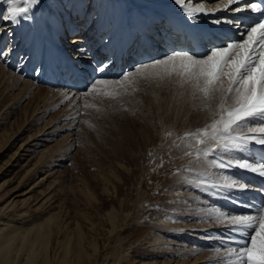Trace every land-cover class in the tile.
<instances>
[{"label": "rangeland", "instance_id": "1", "mask_svg": "<svg viewBox=\"0 0 264 264\" xmlns=\"http://www.w3.org/2000/svg\"><path fill=\"white\" fill-rule=\"evenodd\" d=\"M53 1L68 37L75 36L72 32L79 24L81 39L96 42L87 36L98 7L85 0L88 7L82 6L77 13L73 10L80 0ZM5 5L0 0V7ZM59 34L62 47L69 46L65 32ZM91 44L86 43V48L100 62L105 55H99L96 44ZM48 51L44 46L40 52L48 57ZM9 57L0 58V79L8 75L0 83V193L32 188L23 208L46 200L44 213L28 211L27 217L33 222L52 219L49 257L57 241L65 246L68 231L74 242L82 244L83 255L76 259L85 264H239L238 251L226 239L234 233L222 230L220 234L207 227L221 223L228 206L192 180L210 177L213 186L222 190L221 199L234 195L231 187L232 192L224 187L233 178H242L232 168L220 167L222 156H211L205 150L196 153L193 148L210 119L227 111L202 104L182 74L168 75L161 65L142 68L119 83L98 82L85 93L82 88L89 78L62 84L59 68L64 60L50 64L53 72L46 68L39 74L35 70L43 63H37L28 77L20 60L7 65L13 61ZM136 64L140 63H126L118 77ZM74 87L78 94L72 97L69 92ZM237 106L231 102L232 109ZM256 125L252 121L248 127ZM195 127L204 129L196 136L191 133ZM232 128L238 129L236 125ZM21 129L23 140L47 131L40 137L46 141L31 158L14 161L18 146L10 140ZM236 154L241 159L246 153ZM26 161L29 167L22 166ZM243 172L247 183L249 174Z\"/></svg>", "mask_w": 264, "mask_h": 264}, {"label": "bare ground", "instance_id": "2", "mask_svg": "<svg viewBox=\"0 0 264 264\" xmlns=\"http://www.w3.org/2000/svg\"><path fill=\"white\" fill-rule=\"evenodd\" d=\"M52 1L53 0H46L45 10L43 12L35 13L36 20L22 22L20 27L13 25L8 28V31H12L14 29L15 46L14 51L9 57V60L13 58V61L7 63V65L10 66L15 60H20V65L22 67L24 66V76L26 75L30 77V74H33L32 71L33 68H35L34 65L37 63L38 65L39 63L41 65L43 63L42 67L48 68V71H50V64H61L64 60V66L61 64L59 68V75H61L63 80L62 84L65 82L69 84L72 81V78H70V75L67 73L68 71L70 74L75 73L78 75L76 77L77 83H80V81L82 83L84 82V79L88 78L89 80H92L93 77L98 76H117L123 68L122 65L124 59H121L116 65H111L102 73H95L93 69L97 62H95V59L92 58V56L90 57L91 62L85 60L84 58H76V48L84 44V47H87L86 43L91 44V42H86L81 39L80 36L82 27H79V24H77L76 29L72 32L75 36L68 37V29L63 30L64 25L62 26L58 22V13H55L56 9H54L51 5ZM47 5L53 8V12L55 13V16L51 18L53 20L51 25H47L44 22V18L49 17V7ZM90 5H92L93 8L98 7L99 12L92 23L94 27L92 26L93 30L88 34L87 40L91 41L96 39V42L94 41L95 43L92 44H96L95 49L98 48V51L100 49L101 52L105 50L111 51L110 48L117 52L119 46L122 45L126 47L127 51L122 50V47H120L119 49L122 51H119L118 54H129V57V52L133 46H136L138 37L141 42L139 46L140 51L137 54V62L140 63L156 60L161 56L173 53V51L177 52V49L181 48V46L178 44L175 36H179L180 40H182V37L189 39L187 34L181 31L182 28L188 30L193 29L197 35H199V33H204L208 36H213L219 39L222 43L229 39L234 40L233 33L239 37L237 39L239 40L241 39V37L237 34L239 30L234 28L232 24H216L214 21L224 19L231 20L234 18L243 25L244 22L242 19L244 17L242 15L244 14L245 9H249L243 5V0H180L179 5L174 3V0H90ZM18 6H24L22 1L18 4ZM82 6L83 5L80 3V5L76 6L77 8L74 9L73 12L78 11L77 13H80L83 9ZM238 6L240 7V11H234V9ZM7 7H9V5L0 7V13L6 12ZM186 16L191 17L193 22L189 23ZM37 20L39 21L38 23L35 22ZM84 25L85 24H83V26ZM3 26L7 27L6 25ZM77 29H80V33L76 32ZM63 32H65L64 37L67 36V41H69V46L65 45L64 48L62 47L61 40L59 39V33L63 34ZM77 33L79 34L77 35ZM227 34H231V38L228 37ZM8 40L9 37L7 32L0 33V48H4ZM36 40L42 41L44 43L43 47H48V57L47 55L44 56L42 52H40L43 47H40V42ZM106 41L109 43L106 44ZM44 49L42 51H45ZM89 53L91 55L93 54L91 52ZM110 55L112 57L114 56L112 54ZM21 57L27 58L25 63L21 62ZM128 59H130V57ZM136 60V57H133L132 62H136ZM57 61L59 63H57ZM129 62L132 64L131 61ZM65 65H67V67H65ZM53 69L55 70V68ZM53 69L51 72L54 71ZM50 75L52 76V74ZM3 77L4 79H0V83L5 82V80L8 79V75ZM76 78L74 77V79ZM13 88L14 87H11V89ZM76 88L78 87H74V89L70 90V96L74 97L78 94V90H76ZM222 115V113L218 112L217 115L212 117L208 123V128L204 129L203 127L205 131L203 134H201L203 129L200 127H195L197 128L196 131H191L192 134H198L197 132H200L201 136L198 135L201 137L199 141H204L203 146H201L202 143H198L199 141L194 145L193 148L196 153H199L200 151L202 152L206 148L207 150L205 151L208 154H211V156L218 158L222 156V159L231 158L234 166L230 171H232L234 175L236 174V176L238 174L240 178L243 179L240 181L236 177L233 178L230 184H226L227 186L223 185L226 186L224 187L226 192L230 190L229 186L231 185V190L234 195L231 194L228 197L222 198V200L221 197L224 196L222 194V190L213 186V181L210 180V177L209 179H203V181L197 177H192V180H194L195 183L199 184L200 187L208 189L212 195L218 197L224 207L228 206L229 208V211L226 212L227 214L224 216L221 223H213V226H210L211 224L207 226L211 232L216 231L220 234H223V232L221 233L222 230L229 231L228 229L233 227L228 219L230 215H254L256 207L264 205V192L258 190V186L260 189H264V177H260L257 173L246 171L249 174L247 183L256 186L257 188L247 191L236 190L235 186L239 182H245L246 180L243 177L244 170L242 171L239 167L235 166V159H239L236 153H226L225 150L220 147V145L224 143L231 144L238 142L241 137H250L252 135L260 134L248 131V127L244 126L245 122L239 121L238 124L240 127L232 131L231 136L221 138L218 135L217 130L214 131L211 125L214 121L219 120ZM24 124H28L27 119ZM252 127H259V124ZM44 132L39 131L37 134L23 140L25 136L23 138L20 137L21 134H23L21 129L18 133L12 136L10 144L15 147L18 146V149L13 156V160L15 161L17 159L16 161H19L20 159L23 161L27 158H31V155L33 156V154L37 152V148L39 149L42 142L46 141L45 139L40 138L41 135H44ZM214 132L217 134L213 135ZM45 133H47V131ZM214 146L219 149L214 148ZM252 146H255V148L251 149L248 153L243 154L241 159H249L252 162H258L262 157L264 159V149H261L256 145H250V147ZM23 156H25L24 159L21 158ZM233 157L235 159H233ZM249 157L253 158L250 159ZM28 163L29 161H26L22 166H28ZM19 182L21 183V181ZM35 185L36 183H34L32 187L34 188ZM11 190H13V188H11ZM31 190L32 188L25 191L17 189L12 193L4 190L0 193V264H85L83 261H78L76 259L83 253L82 244L79 241L74 242V240H72L73 237L70 236L68 231H65L64 241L67 240L64 243L65 246L57 241L55 246L52 247V252L49 257V237L52 229V219L48 220L50 218L49 217L45 218V221L43 220L42 222H33L32 218L27 217L28 211H39L44 213L45 209L44 206L46 200H42L43 202H35L31 206L29 205L27 208H23V206L28 204L31 197L28 194ZM247 205H255L256 207L249 208ZM12 210H16L15 213L12 214ZM57 226L58 228L60 227L59 223ZM199 238L202 240V237ZM225 240L226 239L223 241ZM72 246H74L73 250H71Z\"/></svg>", "mask_w": 264, "mask_h": 264}, {"label": "snow or ice", "instance_id": "3", "mask_svg": "<svg viewBox=\"0 0 264 264\" xmlns=\"http://www.w3.org/2000/svg\"><path fill=\"white\" fill-rule=\"evenodd\" d=\"M20 2L21 0H4V3L9 7L6 12L0 13V22L7 26L0 25V33L7 32L9 37L7 45L0 48V58H5V60L11 56L15 46L14 29L8 31V28L13 25L20 27L22 22L34 21L36 20L35 13L45 10V0H22L23 7L18 6ZM80 3L84 7H88L85 0H80ZM174 3L179 5L180 0H174ZM243 5L253 13L264 14V0H258V2L243 0ZM234 11L239 12L240 7L238 6ZM48 12L49 17L44 18V22L51 25L53 23L51 18L55 16V13L51 7ZM186 19L189 23L193 22L191 17L186 16ZM214 23L232 24L239 30L237 34L241 39L226 40L222 46L209 49L204 56H197L195 53L187 51H177L156 60L137 64L120 77H93L86 84L83 92L86 93L93 89L98 82L107 83L112 80L119 83L133 73H138L142 68L150 69L161 65L164 66L168 75L182 74L184 80L193 85V95L195 96L196 92L199 93L202 104L209 108L218 106L221 112L227 111L226 116L222 115L211 125L221 138L231 136L234 131L232 126L240 127L239 121H244L245 127H248L252 121L259 124V127H248V131L260 135L241 137L238 142L220 145L226 153H248L251 151L250 145L264 149V15H261V18L252 25H242L234 18L216 20ZM75 56L91 62V54L84 46L77 47ZM26 60V57H21L22 63H25ZM111 64V59L105 56L103 60L95 64L93 71L102 73ZM35 71L39 74L46 71V68L37 67ZM232 101L238 105L234 109L231 108ZM226 105H229L228 109L225 108ZM218 126L221 127L218 128ZM216 134V132L213 133V135ZM233 159L235 158L233 157ZM233 166L231 159L220 161L221 168H232ZM235 166L264 177V159H260L258 162H252L249 159H235ZM235 187L240 191L257 188L244 182H239ZM258 190L264 192V189L258 188ZM247 207L256 206L247 205ZM228 219L233 226L229 231L234 235H230L226 239L234 245L233 250L238 251L239 264H264V205L256 207L254 215H230Z\"/></svg>", "mask_w": 264, "mask_h": 264}]
</instances>
